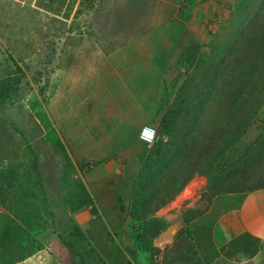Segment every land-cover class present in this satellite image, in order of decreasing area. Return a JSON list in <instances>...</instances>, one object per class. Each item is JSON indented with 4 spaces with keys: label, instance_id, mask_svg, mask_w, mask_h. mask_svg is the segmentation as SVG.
<instances>
[{
    "label": "rangeland",
    "instance_id": "rangeland-1",
    "mask_svg": "<svg viewBox=\"0 0 264 264\" xmlns=\"http://www.w3.org/2000/svg\"><path fill=\"white\" fill-rule=\"evenodd\" d=\"M122 28L152 31H145L150 40H144L137 66L142 80L138 75L121 83L120 92L123 108L131 107L136 93L143 115L123 111L116 141H133L134 134L141 140L143 119V127L154 128L159 143H166L162 120L195 76L217 73L253 84L258 102L264 99V71L258 67L264 0H0V240L7 244L0 264H21L39 252L63 264H200L187 225L209 203L207 185L193 179L155 213L136 211L144 206L138 201V191H145L141 175L156 144L143 142L133 150L137 154L119 155L120 176L107 177L109 154L126 148L106 146L111 137L98 130L104 121L100 107L75 108L82 93L73 82L90 65L95 68L91 62L104 65L114 49L105 39L115 36L101 32ZM159 29L183 31L181 44L162 45ZM226 44L235 52L219 48ZM263 131L264 100L247 138ZM168 197L161 194L153 206ZM83 208H90L92 218L81 223L76 214Z\"/></svg>",
    "mask_w": 264,
    "mask_h": 264
},
{
    "label": "trees",
    "instance_id": "trees-1",
    "mask_svg": "<svg viewBox=\"0 0 264 264\" xmlns=\"http://www.w3.org/2000/svg\"><path fill=\"white\" fill-rule=\"evenodd\" d=\"M248 22L249 28L252 23ZM254 40L249 36L248 41ZM196 46L195 50L199 51L201 45ZM219 48L235 52L233 44ZM261 50L258 67L264 71V44ZM204 62L205 59L200 58L196 68L202 65L201 70ZM207 76L199 79L195 76L189 83H184L162 120V132L168 140L155 145L156 150L145 162V175L142 174L140 179L145 191H138V201L144 206L136 211L142 210L146 216L175 199L196 176L207 177L209 199L218 194L264 188V131L252 140L247 138L264 99L258 102L253 84H237L217 73L208 76L211 80ZM165 153H169V158L161 161L160 157ZM155 166H160L157 172ZM167 192L168 199L154 207L159 196ZM189 237L193 254L202 264L195 250L193 233L190 232ZM68 245L72 247L71 243ZM6 248V240H0V249Z\"/></svg>",
    "mask_w": 264,
    "mask_h": 264
},
{
    "label": "crops",
    "instance_id": "crops-1",
    "mask_svg": "<svg viewBox=\"0 0 264 264\" xmlns=\"http://www.w3.org/2000/svg\"><path fill=\"white\" fill-rule=\"evenodd\" d=\"M103 31L101 34L115 36L105 39L106 45H111L114 49L108 55L109 58L102 62L104 65L97 64L101 63L97 60L91 62L96 64L95 68L90 65L89 67L92 68L84 71L78 79V84L73 82V89L77 87L79 94L82 93L79 95L78 105H75V108L77 106L81 111H84L88 110L91 104H95L97 108L102 109V111H97L101 117L104 115V121L102 119V126L98 130L104 132L103 137H111L106 146L111 149L116 147L127 149L120 150L118 153L116 150L111 151L110 157L106 159L105 165H107L104 166L107 170L104 169V173L107 177L115 178L119 177L121 173L118 165L119 155L137 154L133 151L137 145L143 147V141L136 139V134H134L133 141L116 140L123 131L125 119L119 118L123 111L124 114L139 113V115H143L142 103L139 104V111L137 109V94L131 93L133 101L131 109L128 107H126L127 109L124 107V109L120 106L124 100L120 92L123 87L121 83L137 80L138 75L142 80L143 75L142 73L138 74L137 66L138 62L142 66L141 52L144 40H150L149 37H145V31L150 33L152 29L122 28ZM159 34V42L161 41L162 45L166 40L168 43L177 41L178 44H181L184 35L183 31L171 32L167 30L164 32L163 29H159ZM138 44L140 46L139 58L137 55ZM129 49L132 53L135 52L130 57L126 53ZM128 65L135 66V69H131L129 72ZM108 98H110L109 102ZM125 100L127 101L128 98ZM73 103H76V98ZM138 122L141 125L140 128H143V119ZM130 148L134 149L130 150ZM194 180L205 184V186L208 183L207 177L204 176H196ZM102 202L101 206L105 207V200ZM99 206L96 205V207ZM78 212L76 217L79 222L84 223L91 220L90 208H83ZM190 227L193 232L195 250L202 264H264V188L249 192L218 194L211 197L205 210L193 219ZM46 255L50 256L47 252H39L21 264H51V260L52 264H63L60 258L50 259Z\"/></svg>",
    "mask_w": 264,
    "mask_h": 264
},
{
    "label": "built area",
    "instance_id": "built-area-1",
    "mask_svg": "<svg viewBox=\"0 0 264 264\" xmlns=\"http://www.w3.org/2000/svg\"><path fill=\"white\" fill-rule=\"evenodd\" d=\"M146 131L151 132V134H152L151 138H148V137H146L144 135V133ZM139 137L144 143H146L148 145H155V144H157L159 142V137L157 135L156 130L154 128H152V127H149V126H146V127L142 128Z\"/></svg>",
    "mask_w": 264,
    "mask_h": 264
},
{
    "label": "snow or ice",
    "instance_id": "snow-or-ice-1",
    "mask_svg": "<svg viewBox=\"0 0 264 264\" xmlns=\"http://www.w3.org/2000/svg\"><path fill=\"white\" fill-rule=\"evenodd\" d=\"M144 135L146 136V137H148V138H151V132H149V131H146L145 133H144Z\"/></svg>",
    "mask_w": 264,
    "mask_h": 264
}]
</instances>
